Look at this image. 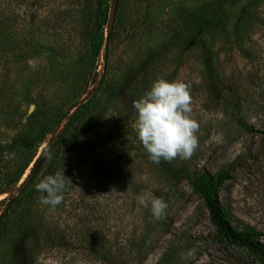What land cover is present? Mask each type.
I'll list each match as a JSON object with an SVG mask.
<instances>
[{
	"label": "rangeland",
	"instance_id": "1",
	"mask_svg": "<svg viewBox=\"0 0 264 264\" xmlns=\"http://www.w3.org/2000/svg\"><path fill=\"white\" fill-rule=\"evenodd\" d=\"M102 1L96 9V0H0L7 38L23 50L7 47L0 60V188L7 182L0 199L13 192L19 201L0 203V264H15L12 239L32 222L47 235L33 264H118L125 254L129 264H252L214 241L182 175L228 167L219 201L235 225L254 226L264 242V0H117L112 18V0ZM192 12L211 15V29ZM204 46L214 52V84ZM152 50V65L120 86ZM159 78L190 85L200 124L195 154L167 162L173 174L149 160L130 105ZM77 106L82 125L61 160L51 131ZM118 122L124 128L111 144L107 133ZM41 154L37 177L23 182ZM62 170L72 185L52 211L35 185ZM146 193L167 202L163 219L152 216Z\"/></svg>",
	"mask_w": 264,
	"mask_h": 264
},
{
	"label": "trees",
	"instance_id": "2",
	"mask_svg": "<svg viewBox=\"0 0 264 264\" xmlns=\"http://www.w3.org/2000/svg\"><path fill=\"white\" fill-rule=\"evenodd\" d=\"M220 1V0H219ZM228 1V0H222ZM103 4L102 0H96V9L100 8ZM111 4V3H110ZM110 6V5H109ZM116 13V12H115ZM122 11H118L115 17L118 19L121 16ZM224 15L220 13L219 15ZM192 21L201 23L207 30L211 29L210 19L211 15H204L203 12L197 13L192 12L189 14ZM101 26V22L98 23ZM216 32L224 33L222 26L215 27ZM108 39V37H107ZM107 42V40H106ZM18 42L14 39L7 38V17L0 16V60L7 59V47L13 54H23V50L19 47ZM106 44V43H105ZM103 57L106 59V50L103 51ZM156 58V51H149L142 58L138 60L134 71L123 76L121 80L122 87H128L132 84L134 72H140L146 68H149ZM203 68L206 70L207 79L209 84H214L213 78L215 77V66H214V52L208 47H203ZM7 68V67H6ZM95 77L92 75L90 83L94 82ZM114 89L111 95V100L117 98V90ZM132 106V102L130 103ZM80 106V104L78 105ZM76 107L74 111L66 116V120L62 126L54 131L52 128L51 132H54L51 140V147L59 150V159L68 154L70 151L71 140L78 133L79 128L82 125L81 112L79 107ZM243 127V124H240ZM121 128H124L123 123H117L113 125L111 130L107 133V141L113 142L115 133L119 132ZM246 128V127H245ZM247 129V128H246ZM46 160V155H38L32 161L29 171L26 173L23 182L30 183L32 179L37 177L42 164ZM159 165L162 167L165 173L173 174L172 167L168 165L166 161L161 160ZM52 174V173H51ZM189 187L190 193L195 195L203 208L207 216V221L213 229V239L224 249H240L250 259L252 264H264V242L261 241V232L250 224L235 225L232 222L231 214L226 207L221 205L219 201V194L222 189L224 181L230 178V169L228 167L220 168L216 171L210 172L207 170H195L190 175H182ZM39 179V177L37 178ZM10 184H13L11 182ZM26 184V185H27ZM25 185V186H26ZM7 188L4 185L0 190ZM18 196L13 192H8L5 196L0 199V203L7 201L8 209L13 205L17 204L16 201ZM38 216V215H37ZM41 219L42 217H37ZM47 235L44 232L41 233L38 222H32L26 226L19 228L12 239V249L15 255V264H33L36 254V248H39L40 241H46ZM131 256L122 255L119 259L118 264H129Z\"/></svg>",
	"mask_w": 264,
	"mask_h": 264
},
{
	"label": "clouds",
	"instance_id": "3",
	"mask_svg": "<svg viewBox=\"0 0 264 264\" xmlns=\"http://www.w3.org/2000/svg\"><path fill=\"white\" fill-rule=\"evenodd\" d=\"M136 112L135 128L138 139L148 154L149 160L159 164L161 160L190 159L199 147L197 133L199 122L194 118L190 85L181 80H155L149 90L132 101ZM70 178L62 171L43 177L35 188L41 204L54 211L64 199ZM151 205V214L156 220L166 215L167 202L151 193L145 194Z\"/></svg>",
	"mask_w": 264,
	"mask_h": 264
},
{
	"label": "water",
	"instance_id": "4",
	"mask_svg": "<svg viewBox=\"0 0 264 264\" xmlns=\"http://www.w3.org/2000/svg\"><path fill=\"white\" fill-rule=\"evenodd\" d=\"M116 2H117V0H112V10L110 11V18L113 17V12H114V7H115ZM109 27H110V25H109ZM107 37H108V33H106V35H105V39H104L105 43H106Z\"/></svg>",
	"mask_w": 264,
	"mask_h": 264
}]
</instances>
